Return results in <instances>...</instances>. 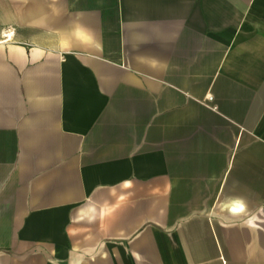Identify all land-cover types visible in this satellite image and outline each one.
<instances>
[{
  "label": "crops",
  "instance_id": "crops-1",
  "mask_svg": "<svg viewBox=\"0 0 264 264\" xmlns=\"http://www.w3.org/2000/svg\"><path fill=\"white\" fill-rule=\"evenodd\" d=\"M0 264H264V0H0Z\"/></svg>",
  "mask_w": 264,
  "mask_h": 264
},
{
  "label": "built area",
  "instance_id": "built-area-1",
  "mask_svg": "<svg viewBox=\"0 0 264 264\" xmlns=\"http://www.w3.org/2000/svg\"><path fill=\"white\" fill-rule=\"evenodd\" d=\"M8 30V29H7ZM5 38L7 39V38H10V36H11V34L9 33V32H6L5 34Z\"/></svg>",
  "mask_w": 264,
  "mask_h": 264
}]
</instances>
